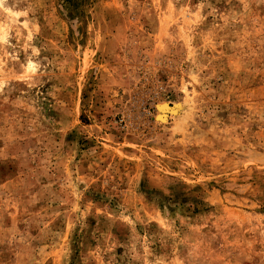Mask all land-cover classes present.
<instances>
[{
  "label": "rangeland",
  "instance_id": "rangeland-1",
  "mask_svg": "<svg viewBox=\"0 0 264 264\" xmlns=\"http://www.w3.org/2000/svg\"><path fill=\"white\" fill-rule=\"evenodd\" d=\"M0 264H264V0H0Z\"/></svg>",
  "mask_w": 264,
  "mask_h": 264
},
{
  "label": "bare ground",
  "instance_id": "bare-ground-1",
  "mask_svg": "<svg viewBox=\"0 0 264 264\" xmlns=\"http://www.w3.org/2000/svg\"><path fill=\"white\" fill-rule=\"evenodd\" d=\"M177 106V105H176ZM158 107H159V109L161 110V111H163V113L165 112V111H174V109H175V106L173 107H171L168 103H166V102H161L159 105H158ZM166 116V115H165ZM162 117H163V115H162Z\"/></svg>",
  "mask_w": 264,
  "mask_h": 264
}]
</instances>
